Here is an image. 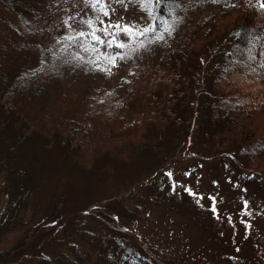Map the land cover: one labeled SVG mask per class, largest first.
<instances>
[{
    "label": "rangeland",
    "instance_id": "obj_1",
    "mask_svg": "<svg viewBox=\"0 0 264 264\" xmlns=\"http://www.w3.org/2000/svg\"><path fill=\"white\" fill-rule=\"evenodd\" d=\"M162 3L0 0V90L22 72L43 66L48 84L34 93V105L65 92L70 103L64 97L48 102L65 115L77 107L83 90L98 88L109 76L116 86L132 67L158 62L171 30L181 33L183 27L175 19L178 11L166 2L176 26L170 23V29L149 35ZM231 45L224 41L208 62L207 53L202 55L197 82L209 85ZM190 109L195 113L188 110L185 125L191 133L168 131L160 155L139 154L131 165L102 158L81 169L64 150L18 127L19 122L6 124L0 108V254L17 250L47 219L65 217L59 218L63 228L54 239L30 237L38 249L19 251L5 264H133L122 255L131 248L134 256L141 253L136 248H148L155 258L182 264L200 256L197 264H225L222 257L230 245L246 253L255 244L264 249V179L251 174L234 153L213 151L201 132L205 105ZM107 203L112 220L122 227L98 216ZM214 213L246 223L248 235L239 228L232 238L227 233L211 239L205 227Z\"/></svg>",
    "mask_w": 264,
    "mask_h": 264
},
{
    "label": "trees",
    "instance_id": "obj_2",
    "mask_svg": "<svg viewBox=\"0 0 264 264\" xmlns=\"http://www.w3.org/2000/svg\"><path fill=\"white\" fill-rule=\"evenodd\" d=\"M161 1L164 3L155 10L157 16L149 35L170 29V23L176 26L166 2L170 9L178 11L175 19L183 27L181 33L171 30L172 38L157 63L132 67L125 77L117 79L116 86L111 85L112 76L107 75L98 88L83 90L84 96L76 100L77 107L63 116L56 107H48L50 99L36 105L32 100L34 93L48 84L42 78L45 68L22 72L11 86L4 85L0 90L6 124L19 122L18 127H27L52 147L64 150L81 169L90 168L102 158L131 165L139 154L160 155L162 139L173 128L185 130L187 137L192 128L185 125L189 122L185 114L192 105H205L201 132L213 151L234 153L251 174L264 179V0ZM161 17L163 21L159 23ZM145 37L144 34L142 39ZM224 41L232 45L216 75L207 86L197 82L195 75L202 67V55L207 53L208 62L222 50ZM60 97L70 103L65 92L56 94L49 103ZM203 212L208 213L206 209ZM112 214L108 205L98 216L117 228L120 224L112 220ZM210 216L205 229L211 239L220 240L227 233L232 238L238 235L239 228L248 235L246 223L238 225L231 217L215 213ZM59 218L65 220L63 215L47 219L17 250L0 254V264H5L7 258L14 259L24 249H38L36 245L32 247V236L43 235L44 242L54 239L63 228ZM230 246L222 257L225 264H264V249L257 244L247 253ZM131 249L122 255L133 264L181 263L162 256L155 258L148 248H136L141 253L134 256Z\"/></svg>",
    "mask_w": 264,
    "mask_h": 264
},
{
    "label": "snow or ice",
    "instance_id": "obj_3",
    "mask_svg": "<svg viewBox=\"0 0 264 264\" xmlns=\"http://www.w3.org/2000/svg\"><path fill=\"white\" fill-rule=\"evenodd\" d=\"M98 2H99V0H97V3ZM93 7H95V4H93ZM262 7H264V5H262ZM105 14H107V13H105ZM125 31H130V30L129 29H125ZM144 31L147 32V31H149V29H145ZM81 35H83V33H81ZM93 38L96 39L98 42L102 43V41H100V38L96 37L94 34H93ZM112 62L114 63V61H112Z\"/></svg>",
    "mask_w": 264,
    "mask_h": 264
}]
</instances>
